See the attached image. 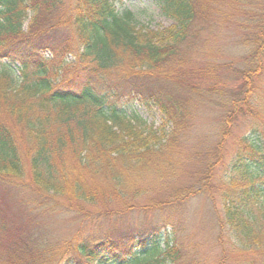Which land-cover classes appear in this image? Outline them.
Returning <instances> with one entry per match:
<instances>
[{
	"label": "trees",
	"instance_id": "trees-1",
	"mask_svg": "<svg viewBox=\"0 0 264 264\" xmlns=\"http://www.w3.org/2000/svg\"><path fill=\"white\" fill-rule=\"evenodd\" d=\"M154 1L172 26L139 28L132 12H118L116 0H0V264H200L186 263L169 235L154 229L145 236L146 230L118 233L113 225L119 216L108 215L114 209L86 210L140 206L142 193L130 183L146 172L171 171L162 159L191 125L190 99L179 90H196L197 82L183 55L226 4ZM257 38L256 66L239 72L242 97L228 101L220 140L202 157L220 159L233 125L248 118L252 130L236 140L232 162L238 176L224 181L218 264L230 261L233 251L237 264H264V117L254 101L264 27ZM138 99L159 109L169 133L139 124L128 107ZM209 173L208 167L196 172L197 190L183 189L169 202L142 208L160 212L199 193L213 197ZM64 196L82 215L80 223L95 225L55 247L36 233L35 205L54 211Z\"/></svg>",
	"mask_w": 264,
	"mask_h": 264
},
{
	"label": "rangeland",
	"instance_id": "rangeland-1",
	"mask_svg": "<svg viewBox=\"0 0 264 264\" xmlns=\"http://www.w3.org/2000/svg\"><path fill=\"white\" fill-rule=\"evenodd\" d=\"M224 4L226 5H222L225 8L221 17L218 15L217 20L205 29L202 28L195 43L189 45L183 55L184 66L196 75L197 88L192 91L179 90L180 93L185 92V96L190 99V102H185L186 105L189 102L188 105L192 109V121L178 141L172 143L170 154L162 159L163 165L171 164V171L164 170L154 174L146 172L141 178L132 179L129 187L131 190L141 191L142 196L137 198L136 204L141 207L125 210L115 204L116 206L99 205L86 209L96 212L114 209V212L108 215L119 216L120 220L113 225L118 233L146 230L143 234L145 236L154 229L166 238L169 235L168 239L172 244H178L183 251L186 263L194 260L200 264L219 263L222 254L219 243V217L224 215L223 191L227 189L224 181L230 175L238 176L232 165L237 148L236 140L242 135H248L252 130L248 118L239 117L236 123L234 122L227 142L225 141L221 158L215 163V159L210 161V158V162L203 160L206 152L212 153L220 140L222 120L230 109L228 101L232 98L239 101L242 97L238 92L242 83L239 72L256 66L257 63H253L252 59L260 46L257 33L264 27V0H224ZM116 7L118 12H132L139 28L157 31L174 24V21L161 12L154 0H116ZM259 62L263 71L260 79L255 81L257 96L254 101L259 113L264 117V48ZM11 67L16 70L18 66ZM18 76L19 73L15 71L13 77ZM188 78L192 79L191 76ZM128 107L129 112L139 118L141 126H148L159 134H162L163 130L166 133L171 131V126L164 125L165 119L158 108L146 107L139 99L132 105L128 104ZM207 167L210 168L207 184L212 187L213 197L208 192L199 193L180 203L171 202L174 205H168L166 210L160 212L142 208L169 202L173 195L183 189L195 187L197 190L199 178L196 172H204ZM29 191L30 189H26L23 192L27 197L33 198L28 194ZM68 200L67 196L61 198L60 203L56 204L57 210L54 211L49 209L43 212L42 208L35 205L40 211L35 214L36 233L46 237L55 247L69 241L80 228L91 230L95 225L80 223L82 215L73 212ZM109 229L110 226L105 223L103 230ZM226 246L228 247L227 243ZM153 250L151 248L146 255ZM230 257L231 260L226 264H237L233 261L238 258L237 252L230 253Z\"/></svg>",
	"mask_w": 264,
	"mask_h": 264
}]
</instances>
